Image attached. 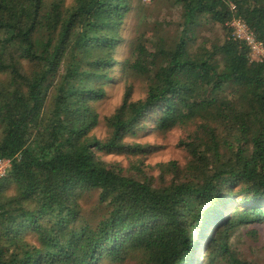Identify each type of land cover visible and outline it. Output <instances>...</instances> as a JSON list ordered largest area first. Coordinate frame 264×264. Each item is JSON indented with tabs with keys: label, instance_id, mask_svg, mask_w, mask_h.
I'll return each mask as SVG.
<instances>
[{
	"label": "trees",
	"instance_id": "trees-1",
	"mask_svg": "<svg viewBox=\"0 0 264 264\" xmlns=\"http://www.w3.org/2000/svg\"><path fill=\"white\" fill-rule=\"evenodd\" d=\"M175 1L177 36L138 31L121 60L133 0H0V156L13 159L0 180V264H187L224 202L206 264L246 263L229 239L264 222V58L228 23L243 18L264 43V0ZM120 72L122 101L102 120L96 103ZM151 129L182 130L188 154L152 166L157 178L144 163L156 146L134 140Z\"/></svg>",
	"mask_w": 264,
	"mask_h": 264
},
{
	"label": "rangeland",
	"instance_id": "rangeland-1",
	"mask_svg": "<svg viewBox=\"0 0 264 264\" xmlns=\"http://www.w3.org/2000/svg\"><path fill=\"white\" fill-rule=\"evenodd\" d=\"M67 2L71 3L72 0H67ZM140 5L143 8L145 7L147 11L139 7ZM180 7V4L176 3L175 0H141L140 4H138V0H133V6L121 24L120 33L121 36L124 37L120 48L121 60L127 56L130 42L137 35L138 31H143L149 38H151L154 31H159L160 27L164 28L166 26V35L168 37L177 36L180 32L179 31L177 33L178 29L182 30L183 28L179 18L181 15ZM229 26L230 25L228 24V27ZM200 29V27H197L193 31L194 37H199ZM125 88L126 84L122 80V73L120 72L118 76H116L114 82L108 86L107 96L100 98L96 103L98 111L102 116V120L104 116L112 114V112H114L117 106L121 103ZM144 95L145 91L142 87L141 80L138 79L134 82L133 97L134 99H138ZM95 132L99 136L105 135L106 128L104 121L99 124V127H97ZM182 134V130L180 129H175L166 135L158 133L155 129H151L148 132H141L139 135L134 137V140L138 142L150 143L156 146L155 150L148 155V158L144 162L146 170L150 171V173L156 178L159 175V170L152 168V166L156 163L160 161L166 162L169 160H178L179 162L186 161L188 154L181 146L178 145V141ZM99 156L109 163L119 162L125 168H127L131 162V158L126 156L124 153L104 154L103 152H99ZM84 202L88 210L94 209L97 203V195L95 194L93 197L86 199ZM231 205V203L227 204V202L220 203L216 205L207 215L205 220L206 225L194 244L193 254H191L187 264H197L198 262L206 264V261L208 262L210 260H207L206 258L209 251V249L206 248L207 240L213 229L217 227V223L221 220V218L217 219L219 215L225 214ZM229 244L232 248L237 250L238 258L245 261L246 263L244 264H264V222H252L240 225L234 232H232ZM103 264L108 263L105 262ZM214 264L236 263L223 261L215 262Z\"/></svg>",
	"mask_w": 264,
	"mask_h": 264
},
{
	"label": "built area",
	"instance_id": "built-area-1",
	"mask_svg": "<svg viewBox=\"0 0 264 264\" xmlns=\"http://www.w3.org/2000/svg\"><path fill=\"white\" fill-rule=\"evenodd\" d=\"M231 7L232 9H236V6L233 4ZM228 24L233 29L234 36L245 41L249 45L252 57L254 56L260 59L264 58V43L256 38L255 33L249 28L243 18L234 16ZM12 163L13 159L11 157L0 156V180L7 176Z\"/></svg>",
	"mask_w": 264,
	"mask_h": 264
}]
</instances>
